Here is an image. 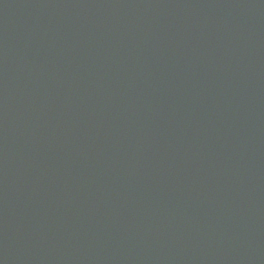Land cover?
I'll return each mask as SVG.
<instances>
[{"label":"water","instance_id":"95a60500","mask_svg":"<svg viewBox=\"0 0 264 264\" xmlns=\"http://www.w3.org/2000/svg\"><path fill=\"white\" fill-rule=\"evenodd\" d=\"M19 99L20 96L15 95L14 97H11L7 100V104L18 105L20 103ZM243 99H249V102L246 103V105L253 106L254 103L259 102L260 98L241 97L238 99L240 104L242 103ZM27 102H30L32 105L34 104V101L31 99H27ZM47 106V101H44L42 109V114L44 115L43 117H45ZM253 109L254 108L251 109V112H253ZM38 112H40L39 109ZM258 119H261V121L264 123L263 118ZM19 121V111H7L0 107V138L3 139V137H6V134H4L3 131H13V127L10 126V123L14 126H17V124H19ZM9 126L10 129H7L9 128ZM171 132L172 130H167L165 128L163 129L159 127L155 134L146 133L148 134L149 140L152 143L150 144V146L157 147L158 144V146H160L161 148L169 150L172 149V151L174 149H177L178 151L186 149L189 144V139L191 138V135L193 133L187 134L185 137L180 138L177 137V130L175 129L173 131L175 139L172 140L169 136ZM254 134L258 138L261 136L264 137V131H260L259 129H256ZM18 135L20 136L19 142H24V139L21 138L20 129H18ZM26 136L28 139V144H21L17 155L10 154V151L16 147L14 141H12L11 145L3 142V140L1 141L2 148L6 155L5 157L8 159L9 163L5 165L3 161H0V168L4 166L8 175L13 172L12 167L16 165V163L23 161L26 157V153L22 151V148H27V146L29 145L39 148V141L36 137L29 135L28 132H26ZM199 136L204 138L207 143L212 142V139L207 135L200 133ZM129 139H132V136H130ZM262 143L264 144V138ZM191 146L193 145L191 144ZM157 154V152H150L146 154L143 159H154ZM189 158H191L190 155ZM189 161L193 164V166L189 168L190 170L188 173H186L185 176L178 178L177 194L173 195L172 197L177 202V214L196 212L198 216L200 215L201 219H196L195 221H187L183 220L182 217L180 222L177 221L175 205L171 201L170 195L171 187L175 185L171 186V177H166L160 181L161 185L166 188V190L162 194H160V196L162 200L168 199V201H164V207L169 211V215L167 216L165 222L170 224L173 228L175 227L174 231L176 236L178 235L184 242L192 244L194 242H199L200 240H206L210 238L214 218L218 211L222 209V207H224L225 210L234 212L244 224L250 225L252 227L255 236H251L249 238V242H247L246 248H248L250 243H255L257 246V251L254 254H250V256L259 259L258 246L260 237H264V196L262 194H257L256 203L250 202L249 199L241 203H231L228 201L209 203L207 202L206 198L202 199L198 197L195 194V190L189 185L190 183H194L190 179L192 175L199 174L201 177H204L200 164L194 163L192 160ZM250 164H252L255 169V180L258 179L256 190H258L261 186H264V159L261 157H254L252 161H250ZM217 198L222 201L221 197L217 196ZM20 205L21 203H18V201L14 202L10 199L0 198V221L4 222V217L11 216L13 213H19ZM125 207L127 208V211L124 210ZM128 215L129 208L125 204V202L121 200V204L116 205L114 214L112 215L113 222L107 234L102 235L98 239L100 249L99 252L96 253L94 257L92 256L93 258L89 260L88 264H111V262L117 256L125 255L131 251L130 249L135 244V242H132L133 236L130 233H123L121 231L125 226ZM227 234L228 233L226 232L223 233V235ZM25 237L27 238V240L33 243L31 255L28 254L30 246L27 245L24 254L20 257L19 262H22L23 264H29V259L27 258V256L30 255L31 264H76L72 262V255L66 247L61 244H57L49 238H42L37 231L29 233ZM217 248L220 247L217 246ZM221 249L225 250V247ZM202 252L204 254L206 253L205 251ZM220 255L224 258L228 257L229 259H233L235 257V254L231 255L229 252L221 253ZM14 257L13 247H5L0 250V264H6L11 259H14ZM237 257H240V261H242L244 264H248L246 263L247 258H243V255L238 254ZM250 263L261 264L259 261L254 263L251 260Z\"/></svg>","mask_w":264,"mask_h":264},{"label":"bare ground","instance_id":"6f19581e","mask_svg":"<svg viewBox=\"0 0 264 264\" xmlns=\"http://www.w3.org/2000/svg\"><path fill=\"white\" fill-rule=\"evenodd\" d=\"M3 2V0H2ZM7 2V0H6ZM0 4H1V0H0ZM6 19H8V17H5ZM20 59L15 57V56H11V57H6L3 56L2 58H0V97H8L10 95V90L12 88H14L17 85H21L22 83H24L25 78V73L18 71L15 73H11L12 71L16 70L19 66L22 65V63L18 66H16L19 63ZM41 63L43 64V68L42 67H33V71L36 72V70H40L41 74L44 75V80L46 83V88H44V86L41 89H35L36 95L38 96V101H43L45 100V92L46 94H51L52 93V86L57 83L58 84V79L56 78V73L52 72L50 70L49 65H47L46 61L44 59L41 60ZM7 66H16L13 69H6ZM50 70V72H49ZM19 74V75H18ZM194 92H196V90L194 89ZM55 99V98H54ZM172 101L176 102L175 98L172 96ZM180 101H184V98H181ZM227 101L224 100L222 102V104L226 103ZM216 104V103H215ZM173 139H175L173 137ZM121 153V149L117 148L112 157L109 158V161L111 163L114 162L115 157L118 156ZM136 159L139 161H142V157H140L139 155L136 156ZM145 162H149L150 160H144ZM138 169V168H137ZM172 170H175V168H172ZM205 171L202 170V174L204 175ZM190 179L194 182L195 184V194L204 199L207 198L206 195H204L201 191V188L204 186V180L203 177H201L199 174H194L190 177ZM256 194H262L264 196V186H261ZM225 198L226 199H230L233 198L232 194L226 192L225 193ZM249 200L252 203H256V196H250ZM239 227L241 229L244 228V223L243 222H239Z\"/></svg>","mask_w":264,"mask_h":264}]
</instances>
